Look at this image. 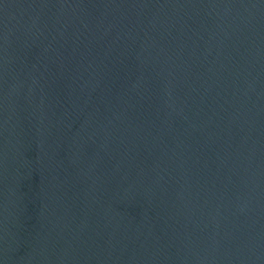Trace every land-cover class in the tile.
I'll list each match as a JSON object with an SVG mask.
<instances>
[{
  "label": "water",
  "instance_id": "obj_1",
  "mask_svg": "<svg viewBox=\"0 0 264 264\" xmlns=\"http://www.w3.org/2000/svg\"><path fill=\"white\" fill-rule=\"evenodd\" d=\"M0 264H264V0H0Z\"/></svg>",
  "mask_w": 264,
  "mask_h": 264
}]
</instances>
